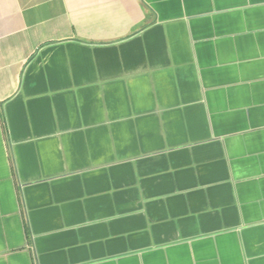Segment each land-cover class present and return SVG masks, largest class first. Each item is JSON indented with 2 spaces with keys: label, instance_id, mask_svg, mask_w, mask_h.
Here are the masks:
<instances>
[{
  "label": "crops",
  "instance_id": "crops-1",
  "mask_svg": "<svg viewBox=\"0 0 264 264\" xmlns=\"http://www.w3.org/2000/svg\"><path fill=\"white\" fill-rule=\"evenodd\" d=\"M0 264H264V0H0Z\"/></svg>",
  "mask_w": 264,
  "mask_h": 264
}]
</instances>
